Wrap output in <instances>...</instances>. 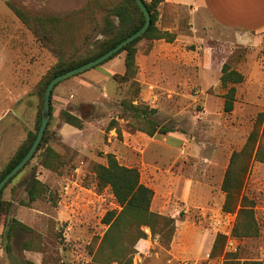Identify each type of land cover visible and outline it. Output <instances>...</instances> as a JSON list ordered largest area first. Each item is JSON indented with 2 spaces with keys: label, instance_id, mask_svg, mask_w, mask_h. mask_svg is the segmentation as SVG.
<instances>
[{
  "label": "rangeland",
  "instance_id": "obj_1",
  "mask_svg": "<svg viewBox=\"0 0 264 264\" xmlns=\"http://www.w3.org/2000/svg\"><path fill=\"white\" fill-rule=\"evenodd\" d=\"M8 1L30 16L70 17L89 0ZM102 17L95 16L99 25ZM190 23L186 7H159L156 26L176 37L171 43L142 39L136 44V84L111 79L124 72V63L119 72L115 60V73L96 74L99 65L53 88L49 146L63 166L51 172L34 158L3 190L2 200L10 207L0 215V264H94L92 251L106 229L101 219L118 209L109 188L96 186L90 169L93 163L105 164L106 154L136 168L141 183L153 191L151 211L175 221L167 246L143 227L147 237L137 242L132 264H224L222 256L208 259L216 234L226 236L224 252L264 264V164H251L243 187L254 203L258 236H231L235 215L221 211L220 190L232 151L242 148L257 114L264 112V31L241 33L212 26L192 31ZM80 26L77 39L88 28ZM99 38L93 33L81 49L77 43L79 51L72 59L84 57ZM119 55L124 61V52ZM55 62L0 0V171L27 133L34 132L40 106L37 87ZM224 63L243 75L229 113L222 111ZM123 102L173 129V135L148 136L143 118L126 110ZM63 111L82 117L84 128L65 124ZM110 123L113 129L107 130ZM31 176L50 188L56 207L46 199L23 203L21 184ZM191 182L194 190L189 193ZM8 219L32 232L15 231L10 242L5 241Z\"/></svg>",
  "mask_w": 264,
  "mask_h": 264
},
{
  "label": "trees",
  "instance_id": "obj_2",
  "mask_svg": "<svg viewBox=\"0 0 264 264\" xmlns=\"http://www.w3.org/2000/svg\"><path fill=\"white\" fill-rule=\"evenodd\" d=\"M1 1L31 31L36 41L54 55L56 62L37 87L40 106L35 130L27 133L24 141L9 158L0 171V180L23 158L36 137L40 125L43 94L47 84L54 77L94 60L112 49L126 37L139 30L144 23V15L134 0H89L81 9L70 14V17L30 16L8 0ZM142 2L150 15L148 29L139 38L128 43L106 61L99 64L102 65L124 52L123 74L111 75V79L118 84L127 82H130L131 85L136 84L134 81L137 70L135 63L136 44L140 40H164L171 43L176 37L174 33L161 30L156 26L159 7L173 5L165 0H142ZM99 13L103 16L102 25H99L95 19V16ZM82 23L88 28L81 38H78V41L76 34L78 35ZM93 33H98L101 38L94 42L84 57L77 60L72 59L73 55L79 51L78 48L81 49L91 41ZM77 43L79 44L77 45L78 48H75ZM70 48L75 49L70 51ZM242 82L243 75L235 70L230 63L222 65L220 85L223 89H226L222 102L224 113L233 110L236 93L235 85ZM123 105L126 110L132 109L136 116L143 118V130L148 136L167 133L168 128L159 126L148 117L147 112L141 115L140 109L131 103L123 102ZM152 112L150 111V113ZM61 116L65 124L77 130L84 128L82 117L68 111H63ZM48 125L49 123H47L44 135L34 155L1 190L0 215L7 213L10 207V203L2 200L3 190L12 184L34 158H39L40 165L51 172H57L63 166L61 156L49 146ZM111 128H113V123L108 125L107 130ZM253 162L264 164V112L257 114L253 128L242 148L238 151H232L220 186V190L224 193L221 211L235 215L231 230L233 238H252L259 234V227L254 215V203L243 194L246 176ZM90 169L94 175L96 186L98 188L108 187L118 206V209L107 211L101 219L106 229L98 239L95 250L92 251L94 264H132L137 242L147 237L142 230L143 227L148 228L151 235H157L166 246L170 244L175 231L174 218L165 217L151 211L153 191L141 183L136 168L123 166L112 154H106L105 164L93 163ZM21 186H23L25 195L24 204L30 205L37 200L46 199L53 207H56V199L52 197L50 188L35 176L24 180ZM5 224L3 238L7 242H10L15 231L32 232L29 227L15 219H8ZM225 242V235L216 234L208 255L209 260L222 256L224 264H260L256 261H240L235 253L224 252ZM24 249L29 250L30 247L25 245Z\"/></svg>",
  "mask_w": 264,
  "mask_h": 264
},
{
  "label": "crops",
  "instance_id": "obj_3",
  "mask_svg": "<svg viewBox=\"0 0 264 264\" xmlns=\"http://www.w3.org/2000/svg\"><path fill=\"white\" fill-rule=\"evenodd\" d=\"M172 5L186 7L190 14L191 30L207 28L224 29L241 33H260L264 31V0H165ZM118 61L119 72L123 71V57L118 55L108 60L96 70V74L105 76L112 74L114 62ZM120 62V63H119ZM115 73V72H113ZM167 127L165 137H171L173 129ZM111 128L110 130H112ZM189 183V193L192 189ZM146 186V185H145Z\"/></svg>",
  "mask_w": 264,
  "mask_h": 264
},
{
  "label": "water",
  "instance_id": "obj_4",
  "mask_svg": "<svg viewBox=\"0 0 264 264\" xmlns=\"http://www.w3.org/2000/svg\"><path fill=\"white\" fill-rule=\"evenodd\" d=\"M140 11L144 15V23L142 27L134 32L133 34L126 37L124 40H122L120 43H118L115 47L108 50L104 54L100 55L94 60H91L77 68H74L70 71H67L61 75H58L54 77L46 86L43 94V100H42V108H41V117H40V125L36 134V137L28 149L27 153L23 156V158L0 180V192L3 189V187L6 185V183L14 176L16 175L31 159V157L34 155L35 151L37 150L41 139L44 135V131L46 129L47 123L50 118V97L51 92L53 88L63 79H66L68 77L80 74L88 69H91L104 61H106L108 58H110L114 53L119 51L122 47L127 45L128 43L134 41L135 39L139 38L149 27L150 25V15L143 4L142 0H134Z\"/></svg>",
  "mask_w": 264,
  "mask_h": 264
},
{
  "label": "built area",
  "instance_id": "obj_5",
  "mask_svg": "<svg viewBox=\"0 0 264 264\" xmlns=\"http://www.w3.org/2000/svg\"><path fill=\"white\" fill-rule=\"evenodd\" d=\"M113 264H116V263H113Z\"/></svg>",
  "mask_w": 264,
  "mask_h": 264
}]
</instances>
